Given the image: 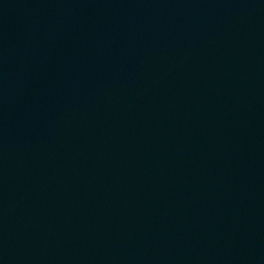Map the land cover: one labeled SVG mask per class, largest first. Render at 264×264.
Here are the masks:
<instances>
[{
  "label": "water",
  "instance_id": "95a60500",
  "mask_svg": "<svg viewBox=\"0 0 264 264\" xmlns=\"http://www.w3.org/2000/svg\"><path fill=\"white\" fill-rule=\"evenodd\" d=\"M0 264H264V0H0Z\"/></svg>",
  "mask_w": 264,
  "mask_h": 264
}]
</instances>
